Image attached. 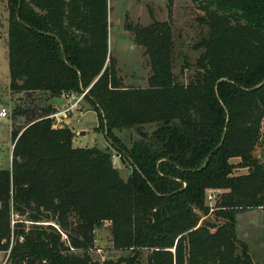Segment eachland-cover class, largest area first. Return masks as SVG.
<instances>
[{"label":"trees","instance_id":"16d2710c","mask_svg":"<svg viewBox=\"0 0 264 264\" xmlns=\"http://www.w3.org/2000/svg\"><path fill=\"white\" fill-rule=\"evenodd\" d=\"M191 1L206 33L185 83L172 71L170 17L126 24L150 67L135 87L108 57L107 0H7L9 89L53 98L88 88L97 130L131 168L122 178L107 150L73 146L74 133L46 117L12 129L10 167L0 168V251L10 264H143L144 250L146 264H255L236 218L264 207V163L254 155L264 0ZM122 129L139 137L126 146ZM105 222L113 248L127 252L117 262L90 254Z\"/></svg>","mask_w":264,"mask_h":264},{"label":"rangeland","instance_id":"374dc122","mask_svg":"<svg viewBox=\"0 0 264 264\" xmlns=\"http://www.w3.org/2000/svg\"><path fill=\"white\" fill-rule=\"evenodd\" d=\"M203 11L198 9L191 0H107L108 57L115 62L117 75L124 86H146L150 72L147 54L143 46L135 43L133 34L126 29V24L147 25L152 19L159 21L170 17L174 41L173 73L180 82H186L193 72L196 59L203 51L195 44L206 33V26L199 17ZM8 7L7 0H0V97L11 109L10 118L0 119V151L1 165L7 166L11 160L10 132L12 129H22L31 120L39 117L49 118V115L67 105L61 98L54 104L47 94L32 92H15L9 89V72L7 60ZM187 63V65H186ZM58 97H62L58 96ZM57 98V97H56ZM50 109V111H48ZM51 121L52 119L49 118ZM96 113L82 99L78 109L72 114L69 129L74 133L73 146H96L110 153L111 160L122 178H126L131 168L120 154L113 148L103 132L97 130ZM84 130L85 135H78V130ZM153 127H147L151 131ZM123 144L130 146L131 140L138 138L135 129H122L116 132ZM254 155L264 163V120L261 126L260 139L254 149ZM233 162L237 159H233ZM245 168H238L235 174L245 173ZM211 200L206 198L211 208L215 203L216 193ZM211 211V210H210ZM213 221L211 213L204 216ZM237 237L248 244L250 254L255 264H264V207L240 212L236 218ZM94 246L90 254L100 261L117 260L126 255V251L114 249L111 242L108 222L94 232ZM147 250L143 252V264H146ZM0 264H10L7 253L0 251Z\"/></svg>","mask_w":264,"mask_h":264},{"label":"built area","instance_id":"2783aa9c","mask_svg":"<svg viewBox=\"0 0 264 264\" xmlns=\"http://www.w3.org/2000/svg\"><path fill=\"white\" fill-rule=\"evenodd\" d=\"M87 89L82 90L80 93H64L62 95L63 99L67 101V105L60 109L59 111H56L49 115V118L52 119L51 126L53 128H63V127H69L70 120L72 114L78 109L79 102L83 99L84 94L87 92ZM11 116V109L7 105V103L0 97V119L2 118H10ZM13 144L11 143L10 151L12 152ZM1 156V151H0ZM1 162V158H0ZM214 194L209 191L207 192L206 198L211 200L213 198Z\"/></svg>","mask_w":264,"mask_h":264},{"label":"crops","instance_id":"0c3cea01","mask_svg":"<svg viewBox=\"0 0 264 264\" xmlns=\"http://www.w3.org/2000/svg\"><path fill=\"white\" fill-rule=\"evenodd\" d=\"M61 98H63V97H53V98H50L51 100H52V102H54V104H56V103H59L60 102V100H61ZM80 130H82V129H80ZM80 130H78V131H80ZM85 135V134H84ZM72 141H74V139L72 140ZM11 154V153H10ZM11 161V160H10ZM1 167L2 168H9L10 167V164L9 165H7V166H3V165H1Z\"/></svg>","mask_w":264,"mask_h":264},{"label":"water","instance_id":"95a60500","mask_svg":"<svg viewBox=\"0 0 264 264\" xmlns=\"http://www.w3.org/2000/svg\"><path fill=\"white\" fill-rule=\"evenodd\" d=\"M77 134L78 135H84L85 134V131L84 130L77 131Z\"/></svg>","mask_w":264,"mask_h":264}]
</instances>
